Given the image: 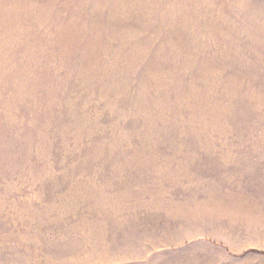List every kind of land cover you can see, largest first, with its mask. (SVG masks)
<instances>
[{
  "label": "rangeland",
  "instance_id": "rangeland-1",
  "mask_svg": "<svg viewBox=\"0 0 264 264\" xmlns=\"http://www.w3.org/2000/svg\"><path fill=\"white\" fill-rule=\"evenodd\" d=\"M0 264H264V0H0Z\"/></svg>",
  "mask_w": 264,
  "mask_h": 264
}]
</instances>
